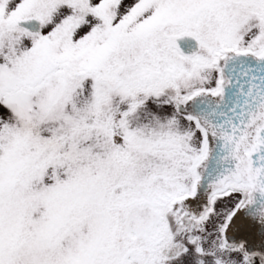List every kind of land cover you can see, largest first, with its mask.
Wrapping results in <instances>:
<instances>
[{"label": "snow or ice", "instance_id": "1", "mask_svg": "<svg viewBox=\"0 0 264 264\" xmlns=\"http://www.w3.org/2000/svg\"><path fill=\"white\" fill-rule=\"evenodd\" d=\"M0 264H264V0H0Z\"/></svg>", "mask_w": 264, "mask_h": 264}]
</instances>
